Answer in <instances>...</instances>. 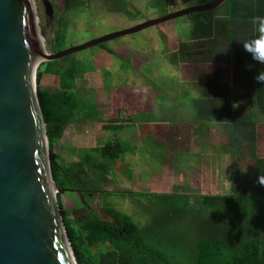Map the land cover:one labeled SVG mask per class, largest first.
Masks as SVG:
<instances>
[{
  "label": "rangeland",
  "instance_id": "obj_1",
  "mask_svg": "<svg viewBox=\"0 0 264 264\" xmlns=\"http://www.w3.org/2000/svg\"><path fill=\"white\" fill-rule=\"evenodd\" d=\"M45 1L52 8L50 17L45 13ZM125 1V6L117 10L114 7L116 0H33L45 49L49 48L55 31L61 27V19L68 23L65 44L62 46L65 49L194 5L192 0H171L153 10L146 6V0ZM187 31V18L179 16L107 40L103 42L106 48L91 46L73 53V58L86 68L84 74L75 79L83 109L51 143L59 166L80 168L83 178L88 181L86 187L94 189L92 194L87 192L84 200L78 192L65 190L61 195L63 207L69 210L67 216L72 221V227L82 236L87 231L73 212L77 203L85 202L88 208L96 211L109 203L129 214L140 225L153 227L158 222L153 198L147 195L129 196L123 191L213 192L209 173L214 167L212 160L215 151L222 157L229 156L233 170L231 187L237 185L236 191L244 187L251 189L249 182V186H241L239 174L247 175V181L251 183L257 179L253 161L242 158V150L233 147L230 154L227 153L230 146L225 150L228 139L224 122L215 117H212V122L199 119L195 112L196 99L219 97L229 90L230 84L238 89L242 87L238 80L237 64L233 58L228 63H222L212 59L213 56H206L209 52L205 50L212 48V42L189 41ZM219 40L222 46L223 39ZM43 68L44 65L39 64L36 71ZM57 81L55 75L44 74L41 87L53 91L58 87ZM126 89L128 92H125ZM143 105L146 122L117 132L118 138L126 146L121 158L107 164L104 171L83 162L86 153H90L97 164H102L104 160L89 149L114 136L111 131L97 127L99 120L114 116L118 108L130 113L143 109ZM233 109L236 111L235 121L248 120L251 115L249 106ZM252 119L256 121L254 135L264 136V124L260 118ZM246 143L249 144L248 140L241 142L240 146ZM259 153L262 155V151ZM195 174H199L198 178L194 177ZM69 185L66 181L62 182L65 188ZM218 186L219 191L225 189V183ZM203 206L200 211L196 208L195 212L184 213L182 218L185 224H182L181 216H178L176 225L170 223L172 228L168 231L177 232L178 242L190 245L195 235V224L199 226L198 213L200 215L201 211H204L202 218L206 217L215 224L218 222L208 213L213 211L210 206ZM224 209L225 206L221 205L220 212ZM172 243L167 238L166 244Z\"/></svg>",
  "mask_w": 264,
  "mask_h": 264
},
{
  "label": "trees",
  "instance_id": "obj_2",
  "mask_svg": "<svg viewBox=\"0 0 264 264\" xmlns=\"http://www.w3.org/2000/svg\"><path fill=\"white\" fill-rule=\"evenodd\" d=\"M170 1L146 0V6L155 10V7L160 8ZM192 1L195 5L213 0ZM125 4V0H116L114 7L120 10ZM185 17L188 20V40H210L212 50H205L209 52L206 56H213L212 59L217 62L228 63L233 58L256 102L255 106L249 107V119L239 122L234 119L232 106H209L200 97L194 101L196 116L205 121L211 115L222 120L228 131V143L232 147L241 145L242 140H248L250 145H244V153L250 154L257 174L264 176V159L257 158L254 153L256 121L252 119L259 117L264 124V84L255 79L259 71H264V65L254 61L243 47V43L251 42L260 35L259 18L264 17V0H225L219 7L193 12ZM59 22L61 27L55 31L49 44L53 52L62 50L67 36V21L61 19ZM219 39H223L222 51ZM98 47L106 48L105 43ZM42 64L44 68L37 70L35 75L36 94L50 151V172L58 189L57 205L77 264H264V186L258 179L250 184L251 189L241 188L238 192L237 185L233 186L230 195L190 196L183 193L123 191L129 196L147 195L153 198L158 214V222L153 227L140 225L129 214L109 203H105L100 211L88 208L85 202L77 203L73 212L81 220L82 228L87 234L82 236L76 231L67 216L69 210L62 205L61 195L65 190L78 192L84 200L87 192L92 194L94 189L86 187L88 181L83 178L80 168L59 166L57 156L52 152L51 141L83 109L76 92L75 79L82 76L86 68L82 62L73 58V54L60 60L44 61L40 63ZM44 74L57 77V89L52 91L41 87ZM225 98H229V92L225 94ZM139 105L142 107L140 103ZM141 122H146L144 105L143 109L130 113L118 108L114 116L99 120L97 127L111 131L114 136L89 149L104 160L102 164H97L90 153H86V160L83 162L104 171L107 164L121 158L126 152V146L118 138L117 132ZM61 180L69 183V187H63L64 181ZM203 205L210 206L214 214L208 213L218 222L215 224L206 217L202 218L204 211H201L200 215L198 213L199 226L195 224V235L190 245L178 242L177 232L168 231L172 228L170 223L176 225L178 216H181V222L185 224L182 218L184 213L195 212L196 208L200 211ZM221 205L226 208L222 212ZM193 232L194 230L191 232L192 236ZM167 238L168 241H173L172 245L166 244Z\"/></svg>",
  "mask_w": 264,
  "mask_h": 264
},
{
  "label": "water",
  "instance_id": "obj_3",
  "mask_svg": "<svg viewBox=\"0 0 264 264\" xmlns=\"http://www.w3.org/2000/svg\"><path fill=\"white\" fill-rule=\"evenodd\" d=\"M224 1L195 4L53 52L41 41L33 0H0V264H77L50 172L35 87L38 65ZM44 7L50 17V3Z\"/></svg>",
  "mask_w": 264,
  "mask_h": 264
},
{
  "label": "crops",
  "instance_id": "obj_4",
  "mask_svg": "<svg viewBox=\"0 0 264 264\" xmlns=\"http://www.w3.org/2000/svg\"><path fill=\"white\" fill-rule=\"evenodd\" d=\"M223 46L224 45H222L221 51L224 49ZM210 50H212V48H210ZM237 73H238V80L242 83V87H240L238 89V88H235V86H233V84H230L229 85V90L227 92L221 94L219 97H216V98H213V97H211V98H203V102L206 105H209V106L230 105L233 108L234 107H240L241 108V107H246V106L247 107L248 106L249 107L255 106L256 105L255 99H254V97H253V95H252V93H251V91H250V89H249V87H248V85H247V83L245 81V78L243 77V75H242V73H241V71L239 70L238 67H237ZM228 92H229V98L227 99V98H225V94L228 93ZM233 108H232V112L234 114V112L236 113V111H234ZM248 110L250 112V109H248ZM212 117H214V116L211 115L209 117L208 121L212 122L211 121ZM234 119H235V114H234ZM244 121L245 120H242L241 122H244ZM228 136H229L228 135V131H226L227 139H229ZM254 136L256 137V139L254 137V140H255L254 153H255L257 158L264 159V151L262 150V149H264V136H262V135H257V136L254 135ZM242 141H243V143L245 142V140H242ZM227 146L228 147H226L225 150H227V149H229L231 147L229 149V151L227 152V153L230 154V150L233 147L229 143H228ZM235 148H237L239 150H242V153H243V156L241 154L242 158L244 157L245 159H251L250 154L248 155L247 152L244 153V151H246V147L245 146L236 145ZM260 151H262V155H260V153H259ZM200 152H201V154H203L202 151H200ZM217 159L219 161L218 163H217ZM213 160H215V161H213ZM213 160H212V162L214 164V167H212L210 169L211 173H209V179H210V182H211V184H212V186L214 188V191L211 192V193H209V192H201V193L200 192L199 193H193V192L190 193V192H188V193H183V194H188L190 196L207 195V194H209V195H230L231 194V192H232L231 184H232V179H233V170H232V167H231V162H230L231 160H230L229 156H223L222 157V154H220L218 151H215L213 153ZM224 160H225V163L223 164L222 162ZM198 176H199V174H195L194 175V177H196V178H198ZM239 176H240L241 181H242V185H241L242 187L247 186L248 182H249V185L251 184L250 181H247L248 180V178H247L248 176L247 175L245 176L244 173H243L242 175L239 174ZM257 176L258 177H256V178L258 180H260V182H262V185L264 186V176L261 175V174H257ZM200 179H202V177ZM244 180H246V181L244 182ZM220 183H225V189L224 190H220L219 191L220 188H219L218 185Z\"/></svg>",
  "mask_w": 264,
  "mask_h": 264
},
{
  "label": "clouds",
  "instance_id": "obj_5",
  "mask_svg": "<svg viewBox=\"0 0 264 264\" xmlns=\"http://www.w3.org/2000/svg\"><path fill=\"white\" fill-rule=\"evenodd\" d=\"M258 31L260 33L259 37L251 42L243 43V47L245 51L250 53L254 61L264 65V17L259 18ZM207 70H209V67ZM255 79L257 82L264 84V71H259Z\"/></svg>",
  "mask_w": 264,
  "mask_h": 264
},
{
  "label": "bare ground",
  "instance_id": "obj_6",
  "mask_svg": "<svg viewBox=\"0 0 264 264\" xmlns=\"http://www.w3.org/2000/svg\"><path fill=\"white\" fill-rule=\"evenodd\" d=\"M41 41L44 43V38L41 36Z\"/></svg>",
  "mask_w": 264,
  "mask_h": 264
}]
</instances>
